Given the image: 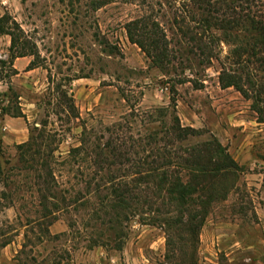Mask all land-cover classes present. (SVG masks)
<instances>
[{
	"label": "rangeland",
	"instance_id": "1",
	"mask_svg": "<svg viewBox=\"0 0 264 264\" xmlns=\"http://www.w3.org/2000/svg\"><path fill=\"white\" fill-rule=\"evenodd\" d=\"M0 13V264H264V0Z\"/></svg>",
	"mask_w": 264,
	"mask_h": 264
},
{
	"label": "trees",
	"instance_id": "2",
	"mask_svg": "<svg viewBox=\"0 0 264 264\" xmlns=\"http://www.w3.org/2000/svg\"><path fill=\"white\" fill-rule=\"evenodd\" d=\"M254 20H252L253 22ZM2 15L0 16V35L2 34H8L10 36V45H9V52L13 49L12 47L14 46L15 44V38L13 37V35L9 32V31H6L3 29V26H2ZM22 54H17V55H12L11 56V60H10V64L12 65V58H15L17 56H21ZM0 63H3L2 60H0ZM14 73H16V71H14ZM172 190H175L178 192L179 196H184L186 194H190L193 190H195V188L192 186L191 183H178V184H174L172 187ZM210 199V198H209Z\"/></svg>",
	"mask_w": 264,
	"mask_h": 264
},
{
	"label": "crops",
	"instance_id": "3",
	"mask_svg": "<svg viewBox=\"0 0 264 264\" xmlns=\"http://www.w3.org/2000/svg\"><path fill=\"white\" fill-rule=\"evenodd\" d=\"M7 1V0H6ZM4 12V11H3ZM3 13H0V16L2 15ZM2 35H8V34H2ZM6 40L5 43H7V45L9 44L10 45V38L9 40L7 41V39H4ZM8 45V47H9ZM7 52L9 53V48H7ZM22 58H24V55H21V56H17L14 58V61H12V66L16 69V71H18V67H17V64L19 63L18 60H21ZM30 63V62H29ZM28 65V64H27ZM17 73V72H16Z\"/></svg>",
	"mask_w": 264,
	"mask_h": 264
}]
</instances>
